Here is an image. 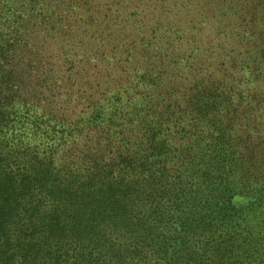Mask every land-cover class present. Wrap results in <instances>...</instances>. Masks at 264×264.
Listing matches in <instances>:
<instances>
[{"label":"trees","instance_id":"16d2710c","mask_svg":"<svg viewBox=\"0 0 264 264\" xmlns=\"http://www.w3.org/2000/svg\"><path fill=\"white\" fill-rule=\"evenodd\" d=\"M0 264H264V0H0Z\"/></svg>","mask_w":264,"mask_h":264}]
</instances>
